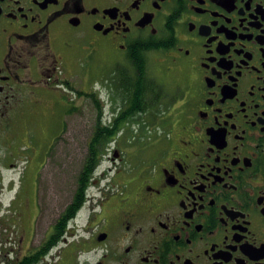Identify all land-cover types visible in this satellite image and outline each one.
<instances>
[{"label":"flooded vegetation","instance_id":"1","mask_svg":"<svg viewBox=\"0 0 264 264\" xmlns=\"http://www.w3.org/2000/svg\"><path fill=\"white\" fill-rule=\"evenodd\" d=\"M137 61L183 79L156 155L124 175L114 150L118 164L103 184L108 154L99 158L93 143L67 159L79 166L73 192L90 169L103 179L86 188V215L62 228L60 213L37 246L21 176L8 180L15 194L20 188L8 207L26 212L18 213L19 248L0 237V264H264V0H0V140L29 112L60 103L66 124L84 100L97 108L113 84L95 88L99 74L84 81V67L122 70L124 85L139 76L124 70ZM153 76L142 74V107L160 97ZM61 135L52 137L37 191L40 176L52 178ZM98 135L97 117L87 139ZM28 158L0 159V193L4 172L21 175Z\"/></svg>","mask_w":264,"mask_h":264},{"label":"rangeland","instance_id":"2","mask_svg":"<svg viewBox=\"0 0 264 264\" xmlns=\"http://www.w3.org/2000/svg\"><path fill=\"white\" fill-rule=\"evenodd\" d=\"M124 70L131 74L134 72L131 67H124ZM108 71L107 65H101V68L98 67L97 72L94 71L93 67H84V81L88 78L92 79L90 74H99V76L102 77L106 73L109 74ZM113 71L115 72L116 70ZM145 72L152 76L154 75L153 77L160 86L162 93L160 89H158L159 86L153 84V86H156V89L159 90L160 97L157 98V102H154V104L150 103V108L146 113L136 115L135 118L131 120L133 122H127L124 125V129H121L117 134L119 137L117 143L112 142L106 146L103 144V152L107 149L105 153H107L108 156L104 158L100 170H103L101 171L102 173L106 172L107 168H109V170L111 168V170L106 173L107 179L105 180H102L103 178L100 176L102 174L101 172H99V175L96 174L97 176H95L96 179L94 182L100 179L103 181L100 183L103 184L113 177L115 171L114 166L116 167L118 164L117 161H115L114 164V161L110 160L114 150L118 151L123 158L124 169L123 167H121V169L124 170V175H129L134 170L142 167L143 160L151 158L154 154L156 155L157 145H154L155 136L158 134L159 136H165L164 129L167 122L163 120L165 116L163 112H168V104H170V100L175 93V80H179V85H184L183 79L175 77L174 74L167 75L153 64L148 65ZM111 73L109 74L110 79L108 81L112 82L114 90L112 92L108 90L101 91L99 97L101 101L100 104L103 106L102 118L106 123L107 118L112 114L113 107L116 109L117 105L124 104L125 106L128 102V100L126 103L123 102L121 89H116V82L113 81L116 75H111ZM109 82H105L104 84H109ZM98 86H100V89L102 88L100 83H98L95 88H99ZM114 102H116L117 105H115ZM59 105L60 106L56 105L38 110L35 114H31L30 112L27 113L23 122L21 124L18 123L17 128L19 129H17L15 135L11 139L0 140V142L2 141L0 143V159L5 160L7 165L15 162V158L25 159L26 156L29 155L28 161L26 160L24 163L21 175V169L4 172L5 183L3 191L0 193V208L2 209L0 212V219L4 218V225H0V233L2 232L3 235H0V237L10 239L9 243L13 244L15 248L18 247L17 242L22 233V224H19L18 213H24L25 210L22 206L18 212L14 214L15 209L12 208L13 205L8 207L13 197H15L20 190L19 188L16 194L15 188L10 190L7 187L8 180H13L15 185V182L18 181L21 176V183H23L21 187L23 191H25V199L29 201V205L31 206L30 215L34 218L33 235L29 243L33 242L34 246H37L45 235L48 225L55 222L59 213L72 198V183L76 179L79 166H77V161L67 159L77 158L79 154L84 156V154L89 151L90 140L87 138L98 117L99 109L95 107V103L91 99H86L83 104L78 105L76 110L72 111L71 114L68 115L67 113V123L64 124L66 113L64 112V107L61 106L60 103ZM65 125L67 126L64 131ZM60 131L62 135L52 145L50 155V158L53 159L52 178L45 180L43 176H40V187L37 191L35 190V184L38 180L37 174L40 173L42 168L47 164L52 137L59 134ZM24 132L27 138L23 136ZM101 138L105 139L104 136ZM104 141L105 140H102V142ZM80 157L81 156H79L78 159ZM122 179L125 180V178ZM17 185L19 187L20 182H18ZM24 185H27V187ZM90 189L93 191L95 187ZM20 200L24 204L23 197ZM34 200L36 205L34 204ZM87 209L89 208L86 206V209L79 213L77 217L85 216ZM7 217H11V220L5 221ZM82 223L83 221H80V224ZM5 243L6 242L2 243L3 249L8 248L9 244L6 245Z\"/></svg>","mask_w":264,"mask_h":264},{"label":"trees","instance_id":"3","mask_svg":"<svg viewBox=\"0 0 264 264\" xmlns=\"http://www.w3.org/2000/svg\"><path fill=\"white\" fill-rule=\"evenodd\" d=\"M132 70L134 71L133 74H139L138 77H134L130 79L128 82H126L124 85L122 81L121 88L123 89L124 93L128 95L129 101V107H124L121 109V112L117 115V118L114 120L113 124L110 126L112 129H109V126L102 125V115H101V106L98 102H96V106L99 109L98 114V121H99V135L97 139L94 137L91 139L90 143H93V150L98 155L99 158L102 157L103 152V144L107 145V140L103 139L101 137H110L116 133L118 128H120L122 125L126 124L127 122H133L132 119L135 118L136 115L146 112L149 108L142 107V74L144 73V70L142 69V61L141 62H134L132 64ZM121 71L116 70L115 74L116 77L123 78ZM125 96V95H124ZM130 96V97H129ZM128 106V105H127ZM99 138V139H98ZM102 140H105L102 142ZM90 144V148H91ZM99 148V149H97ZM91 169L89 171H86L85 175L83 176L81 180V188L75 191L74 197L72 199V202L66 207L64 213H62L61 217L57 221V223H61V227L64 228L66 225V222L71 219L76 211L80 209L82 206L84 200H85V189L87 188V185L89 184L90 178H91Z\"/></svg>","mask_w":264,"mask_h":264}]
</instances>
